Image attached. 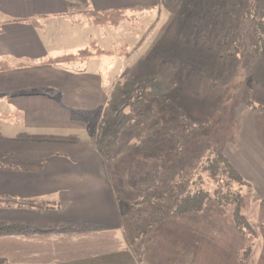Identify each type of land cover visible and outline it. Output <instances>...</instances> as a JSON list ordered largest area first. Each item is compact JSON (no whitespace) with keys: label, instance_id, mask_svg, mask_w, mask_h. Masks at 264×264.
Listing matches in <instances>:
<instances>
[{"label":"crops","instance_id":"obj_1","mask_svg":"<svg viewBox=\"0 0 264 264\" xmlns=\"http://www.w3.org/2000/svg\"><path fill=\"white\" fill-rule=\"evenodd\" d=\"M158 1L0 0V60L34 63L0 71V223L40 229L0 237L5 264H138L87 124L112 111L104 56L46 62L111 39L67 15Z\"/></svg>","mask_w":264,"mask_h":264},{"label":"rangeland","instance_id":"obj_2","mask_svg":"<svg viewBox=\"0 0 264 264\" xmlns=\"http://www.w3.org/2000/svg\"><path fill=\"white\" fill-rule=\"evenodd\" d=\"M236 1L159 0L153 10L104 27L111 39L103 40V49L111 53L91 48L93 55L104 56L101 70L116 109L87 123L96 148L112 113H134L141 106L134 100L162 95L191 120L208 122L207 139L243 179L241 211L252 233L236 229L229 208L208 203L200 212L171 216L140 237L136 250L142 264H264V43L254 49L251 24L236 13ZM234 32L236 51L231 41L227 52L220 49L223 37ZM90 67L95 68L85 69Z\"/></svg>","mask_w":264,"mask_h":264},{"label":"trees","instance_id":"obj_3","mask_svg":"<svg viewBox=\"0 0 264 264\" xmlns=\"http://www.w3.org/2000/svg\"><path fill=\"white\" fill-rule=\"evenodd\" d=\"M247 1H236L239 2L236 13L243 21L250 22V39L255 42L254 49H257L261 46L259 43H264V0ZM147 7L87 10L67 17L72 22H85L91 27L113 28L120 26L129 14L142 13ZM238 36L237 32L224 36L220 49L227 52L225 47L231 41L236 51ZM97 51L112 52L101 48ZM93 54L90 48H85L75 55L46 63L58 66ZM33 64L29 60L7 58L0 60V71ZM134 101L141 105L134 113L122 112V117L112 113L110 119L103 123L97 151L109 172L107 178L125 228L127 244L138 263L142 264L141 253L136 250L140 237L169 217L200 212L208 203L229 208L236 229L252 233L241 211L240 187L243 179L223 153L207 139L208 122L191 120L173 100L162 95L140 97ZM111 112L116 113V109L112 107ZM120 133L125 137L120 139ZM189 157L192 158L191 164H188ZM196 169L202 175H196ZM188 171H193L191 177ZM206 181L213 185L211 191L207 189ZM140 195L143 197L138 199ZM39 230L37 226L0 223V237ZM129 233L133 235L129 237ZM0 264L5 262L0 260Z\"/></svg>","mask_w":264,"mask_h":264}]
</instances>
